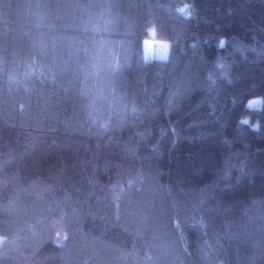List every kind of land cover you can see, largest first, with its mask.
<instances>
[{
  "label": "trees",
  "instance_id": "trees-1",
  "mask_svg": "<svg viewBox=\"0 0 264 264\" xmlns=\"http://www.w3.org/2000/svg\"><path fill=\"white\" fill-rule=\"evenodd\" d=\"M0 264H264V0H0Z\"/></svg>",
  "mask_w": 264,
  "mask_h": 264
},
{
  "label": "rangeland",
  "instance_id": "rangeland-1",
  "mask_svg": "<svg viewBox=\"0 0 264 264\" xmlns=\"http://www.w3.org/2000/svg\"><path fill=\"white\" fill-rule=\"evenodd\" d=\"M149 44H145V53L149 59H167L170 53V45L168 41L163 40H148ZM167 44L168 48L165 50L162 45ZM260 99H254L251 101V105L259 104Z\"/></svg>",
  "mask_w": 264,
  "mask_h": 264
},
{
  "label": "snow or ice",
  "instance_id": "snow-or-ice-1",
  "mask_svg": "<svg viewBox=\"0 0 264 264\" xmlns=\"http://www.w3.org/2000/svg\"><path fill=\"white\" fill-rule=\"evenodd\" d=\"M181 12H183V9H180ZM153 35H155V31L153 30ZM150 42L146 41L145 44H149ZM162 47L166 50L168 48L167 44H163Z\"/></svg>",
  "mask_w": 264,
  "mask_h": 264
},
{
  "label": "clouds",
  "instance_id": "clouds-1",
  "mask_svg": "<svg viewBox=\"0 0 264 264\" xmlns=\"http://www.w3.org/2000/svg\"><path fill=\"white\" fill-rule=\"evenodd\" d=\"M102 126H103V124H102Z\"/></svg>",
  "mask_w": 264,
  "mask_h": 264
}]
</instances>
